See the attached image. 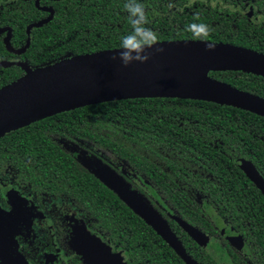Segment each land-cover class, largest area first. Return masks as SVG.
<instances>
[{
	"label": "trees",
	"instance_id": "16d2710c",
	"mask_svg": "<svg viewBox=\"0 0 264 264\" xmlns=\"http://www.w3.org/2000/svg\"><path fill=\"white\" fill-rule=\"evenodd\" d=\"M127 1L93 0L80 11L58 12L51 22L33 31L32 43L21 59L37 66L57 61L69 52L76 55L122 47V37L133 31L129 14L124 11ZM154 8L146 12L151 20L147 28L156 33L157 40L216 39L210 24L215 19L212 14L202 22L197 14L174 13L175 28L171 30L166 25H171L170 18L161 14L153 17ZM7 12L0 14V25H14L11 45L19 47L25 42L26 24L37 20L39 12ZM192 23L206 24L209 34L195 36L187 28ZM246 40L247 36L241 35L233 42L250 45ZM13 55L0 40V59H17ZM23 73L19 66L0 67V87ZM209 76L264 96V80L257 76L252 79L250 74L236 71H214ZM186 101L166 97L115 100L62 112L12 130L0 136V175L17 184H31L38 192L70 197L88 217L118 234L122 229L119 195L83 164L70 144L85 149L91 144L104 152L113 151L127 163L142 166V172L149 176L154 170L167 174L163 167L170 164L176 169L202 168V194L207 204L221 206L230 220L237 214L239 224L244 222L242 233L247 242L256 241L264 259V217L260 215L264 214V196L237 163L249 161L264 174V117L230 105ZM158 189L163 194L170 191L166 185ZM178 203L181 211L188 212L197 205L190 197ZM143 219L141 232L129 238L133 244L134 239H141L144 262H179L177 254ZM249 221L255 223L254 232Z\"/></svg>",
	"mask_w": 264,
	"mask_h": 264
},
{
	"label": "flooded vegetation",
	"instance_id": "af4514ba",
	"mask_svg": "<svg viewBox=\"0 0 264 264\" xmlns=\"http://www.w3.org/2000/svg\"><path fill=\"white\" fill-rule=\"evenodd\" d=\"M136 2L144 4L145 12H150L155 7L153 17L161 14L170 18L168 20L171 25L167 23L166 25L171 30L175 28L174 13L185 14V16L197 14L202 17V22L206 21L208 14H212L215 18L210 20L212 28L216 31L215 40L182 38L157 40L156 42L204 40L229 43L264 54V0H136ZM154 2L155 6H153ZM90 3L92 4L93 0H0V14L8 13L7 11L11 10H19L22 13L29 10L39 12L40 17L25 26L24 44L19 47L12 45L14 48L20 49L26 45L29 35H31V45L33 31L51 22L58 12L80 11ZM124 11L129 14L125 7ZM50 16L52 18L43 25H34ZM147 18H150V15L147 14ZM152 21L154 22V20ZM150 22L151 20L148 19V23ZM161 27H164V23ZM2 28H6V30L0 33V40L5 44V39L10 34L11 43L15 34L14 25L2 24L0 29ZM241 35L247 36L246 41L250 45L233 42ZM26 51L21 54L11 53L17 55V59H21ZM66 55H72V52ZM24 60L28 61L25 58ZM30 65L32 67L40 66ZM216 71L243 72L250 74L252 79L253 76H257L264 80L261 75L241 70ZM175 98L188 100L186 102L189 104L191 101H206ZM69 147L75 154L86 150L95 161H102L113 169L116 178L122 180L120 182L124 188L136 197L139 195L145 197L149 205L166 222L169 231L175 235L185 251L199 264H264L258 243L253 240L247 242L242 233L244 222L239 224V216L232 214L230 220L228 215L223 213L221 206L207 204L208 200L202 194V168L182 167L176 169L170 164L163 167L167 174L154 170L149 176L142 172V166H133L127 163L122 156L116 155L113 151L106 150L104 152L91 144L86 149L77 144H70ZM241 161L243 160L237 162L239 168L256 186L240 167ZM257 170L264 178V174L258 168ZM192 175L193 178H191ZM164 185L170 188L166 194L158 189ZM30 186L31 184H17L10 178L0 175V207L4 212H12L11 215L0 213V226L13 244L15 264H149L143 259L141 239H134L133 244L129 238L133 234H139L142 230L141 212L138 208H133L124 198L119 196L122 202V229L120 233L116 234L111 228L105 230L93 217H88L74 199L47 194L44 191L38 192ZM189 197L197 205L192 211L188 212L186 209L181 211L180 207L182 206L178 202ZM260 215L264 217V214ZM178 218L211 237V240L206 245L199 244L190 236ZM248 224L251 225L252 231L255 223L252 224L249 221ZM148 225L154 230V235L162 238L152 225ZM230 233L231 236L236 235L235 239L232 240L233 237L228 236ZM165 243L180 259L179 262L172 264H187L173 246L167 241ZM84 251L89 252L91 257H87Z\"/></svg>",
	"mask_w": 264,
	"mask_h": 264
},
{
	"label": "water",
	"instance_id": "95a60500",
	"mask_svg": "<svg viewBox=\"0 0 264 264\" xmlns=\"http://www.w3.org/2000/svg\"><path fill=\"white\" fill-rule=\"evenodd\" d=\"M51 18L34 25H43ZM5 30L0 29V33ZM9 39L10 34L5 39L7 49L21 54L29 47L31 35L20 49L14 48ZM124 51L123 47H119L68 55L38 67H32L21 59L0 60V67L17 65L24 70L23 75L0 87V136L62 112L133 98L202 99L264 117V97L209 76L211 71L216 70H241L264 77L262 53L222 42L170 40L146 46L141 54H148L147 60L141 62L133 59L125 65L120 55ZM79 158L91 169L84 158ZM239 165L264 195V178L257 168L245 160ZM100 178L133 208H138L142 217L175 248L187 264H199L185 251L151 205L146 204L140 196L133 195L120 181L111 184ZM178 220L199 244L206 245L211 240L195 227ZM228 236L233 240L236 235L231 236L230 233ZM84 254L91 257L87 251Z\"/></svg>",
	"mask_w": 264,
	"mask_h": 264
},
{
	"label": "clouds",
	"instance_id": "9594fccd",
	"mask_svg": "<svg viewBox=\"0 0 264 264\" xmlns=\"http://www.w3.org/2000/svg\"><path fill=\"white\" fill-rule=\"evenodd\" d=\"M124 7L129 13L133 31L131 34L123 36L121 39L122 47L125 49V51L120 54L121 58L125 65L133 59L143 62L149 58V55H142L141 53H144L146 46L151 47L156 43L157 35L152 29L145 27L148 23V18L143 4L137 3L136 0H128V3H126ZM187 28L197 37H206L209 34L208 26L203 23H192L189 24ZM157 51L162 50L158 49ZM133 53H136V55L133 56ZM113 58L115 59V57Z\"/></svg>",
	"mask_w": 264,
	"mask_h": 264
},
{
	"label": "rangeland",
	"instance_id": "374dc122",
	"mask_svg": "<svg viewBox=\"0 0 264 264\" xmlns=\"http://www.w3.org/2000/svg\"><path fill=\"white\" fill-rule=\"evenodd\" d=\"M79 154L82 158H84L83 160L87 162L91 169L94 170L100 177L104 178L111 184L114 183V181L118 180L114 174L113 169H111L108 165L104 164L102 161H95L86 150L79 152ZM118 181L122 180L120 179ZM139 196L142 198V200L146 202V204L149 205V202L146 201L145 197L141 195ZM0 213H8L10 215L12 214V212H4L1 207ZM0 228V264H15V255L12 251L13 244L10 242L6 233L3 232L1 226Z\"/></svg>",
	"mask_w": 264,
	"mask_h": 264
}]
</instances>
